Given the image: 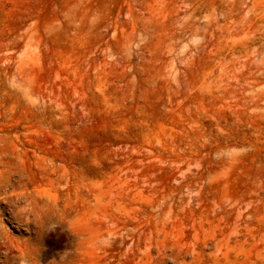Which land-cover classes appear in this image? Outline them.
<instances>
[{
    "label": "rangeland",
    "instance_id": "rangeland-1",
    "mask_svg": "<svg viewBox=\"0 0 264 264\" xmlns=\"http://www.w3.org/2000/svg\"><path fill=\"white\" fill-rule=\"evenodd\" d=\"M0 264H264V0H0Z\"/></svg>",
    "mask_w": 264,
    "mask_h": 264
},
{
    "label": "bare ground",
    "instance_id": "bare-ground-1",
    "mask_svg": "<svg viewBox=\"0 0 264 264\" xmlns=\"http://www.w3.org/2000/svg\"><path fill=\"white\" fill-rule=\"evenodd\" d=\"M94 188V187H93ZM92 188H89L90 190V196H91V201L88 204V211L91 214L92 212H99L101 209H99V205L101 203L102 200V196L98 195V193L95 192V190ZM108 200V199H107ZM108 205V204H107ZM110 205V204H109ZM101 208V207H100ZM122 230H126V229H122ZM81 232H83L84 234H86V238L84 240V243L86 244H91L94 245L96 242V237L93 235L92 232H90L88 229H81ZM81 232H79V234H82ZM82 246V245H81ZM86 247V246H85Z\"/></svg>",
    "mask_w": 264,
    "mask_h": 264
}]
</instances>
